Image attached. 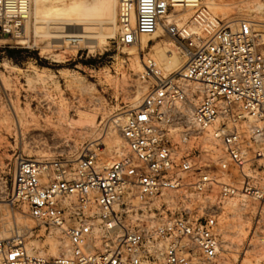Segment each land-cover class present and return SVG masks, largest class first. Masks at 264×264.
Masks as SVG:
<instances>
[{"label": "built area", "instance_id": "2783aa9c", "mask_svg": "<svg viewBox=\"0 0 264 264\" xmlns=\"http://www.w3.org/2000/svg\"><path fill=\"white\" fill-rule=\"evenodd\" d=\"M174 0H120V42L153 35ZM190 25H169L186 57L164 73L143 57L148 89L122 128L124 151L99 169L98 153L70 159L18 157L12 199L40 227L65 237L45 257L26 232L0 239V264H212L222 242L217 208L205 198L264 201V39L252 22H222L200 0ZM33 0H0V48L24 45ZM239 170L233 177L230 166ZM205 201L202 213L187 208Z\"/></svg>", "mask_w": 264, "mask_h": 264}, {"label": "rangeland", "instance_id": "374dc122", "mask_svg": "<svg viewBox=\"0 0 264 264\" xmlns=\"http://www.w3.org/2000/svg\"><path fill=\"white\" fill-rule=\"evenodd\" d=\"M200 1L219 21H251L257 40H262L264 26L256 24L264 23V0ZM119 5L115 37L95 39L93 48L80 40L55 42L47 32L98 31L95 26L35 25L31 17L26 32L29 41L0 48V239L26 232L30 247L45 257L52 256L56 245H60V253L66 239L53 227L38 226L27 206L12 199L17 158H68L76 163L85 153L95 151L97 167L106 168L124 151V121L148 89L140 76L143 57L155 58L164 73L173 72L176 68L167 63L169 56L159 42L179 44L166 27H194V8L171 5L160 20V37L148 38L143 48L141 39L137 45H123ZM36 26L40 27L37 32ZM110 31L108 25L102 29ZM195 31L200 33L198 28ZM180 56L185 62L182 51ZM138 60L141 69L135 67ZM229 168L233 177L240 176L237 168ZM218 192L216 189L205 198L206 204L217 208L222 242L221 253L212 264H264V201L244 195L220 199ZM204 202L196 197L186 207L201 214Z\"/></svg>", "mask_w": 264, "mask_h": 264}, {"label": "bare ground", "instance_id": "6f19581e", "mask_svg": "<svg viewBox=\"0 0 264 264\" xmlns=\"http://www.w3.org/2000/svg\"><path fill=\"white\" fill-rule=\"evenodd\" d=\"M174 1L177 3L175 4L176 6H180L181 2H186V1L190 2L191 0H174ZM33 5L34 7L32 9L30 17L34 19L35 25L37 23L44 22L46 24H50V23L58 24L60 25V28L63 27V25H76V26L86 25V26H95V28H98V31H91V30L90 31L88 30L48 31L47 34L49 36L56 38L54 40L55 42H61L62 38H66L71 41L80 40V41H86V43L93 48L96 46L94 41L95 39L114 38L116 35L119 0H33ZM106 25L111 27V31L109 33L102 32L103 27ZM256 25L263 27L264 23L259 22ZM159 26L160 23L158 25L156 32L153 35H143L140 38L142 43V48L148 45V38L152 39L161 36L159 31ZM35 28L37 32V29H39L40 27L36 26ZM54 28L56 27L54 26ZM196 29L197 27H191L190 31H193V33H197V31H195ZM166 31H167V27H166ZM262 38L264 39V35H262ZM159 43H160L159 47H163L169 56L168 58L169 60L167 63L172 65L173 68L174 67L176 68V70H174L173 72L182 69L186 62V61L183 62V60L181 59L182 57L180 56L182 49L179 46H177V44L175 43L164 44L163 42V44H161L162 43L161 41ZM159 51H161V49H159ZM135 67L141 69V64H139V60L137 61V64L135 63ZM80 116L82 118H85L87 115L80 114ZM59 246L60 245H56L52 248L51 250L52 256H56L59 254V250H58Z\"/></svg>", "mask_w": 264, "mask_h": 264}]
</instances>
